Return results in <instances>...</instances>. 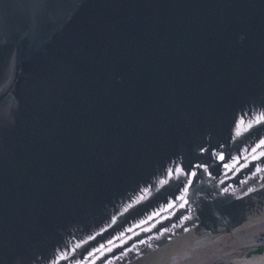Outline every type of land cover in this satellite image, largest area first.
<instances>
[{
  "label": "water",
  "instance_id": "obj_1",
  "mask_svg": "<svg viewBox=\"0 0 264 264\" xmlns=\"http://www.w3.org/2000/svg\"><path fill=\"white\" fill-rule=\"evenodd\" d=\"M261 115L264 0H0V264H170L263 220Z\"/></svg>",
  "mask_w": 264,
  "mask_h": 264
},
{
  "label": "rangeland",
  "instance_id": "obj_2",
  "mask_svg": "<svg viewBox=\"0 0 264 264\" xmlns=\"http://www.w3.org/2000/svg\"><path fill=\"white\" fill-rule=\"evenodd\" d=\"M264 219L236 230L170 264H264Z\"/></svg>",
  "mask_w": 264,
  "mask_h": 264
},
{
  "label": "snow or ice",
  "instance_id": "obj_3",
  "mask_svg": "<svg viewBox=\"0 0 264 264\" xmlns=\"http://www.w3.org/2000/svg\"><path fill=\"white\" fill-rule=\"evenodd\" d=\"M261 121H264V115H261L260 118H259L256 122L258 123V122H261ZM239 134H240V132H237V135H239ZM258 149H264V140H261L260 143L256 146V148H254L252 151H253V152H257ZM259 156H264V151H260L258 156H253L252 158H253V159H258ZM219 158H220V159H223V156H220ZM235 163H236V162H234V164H233L232 166H228V165H226V168L234 167V166H235ZM262 170H264V169H262L260 166H257V172H260V171H262ZM175 171H176L177 174H182V170L179 169V168H177ZM172 174H173V172H172V170L170 169V170H169V173H168L169 177H171ZM163 182H166V181H162V183H163ZM189 183H190V181H189ZM184 191H185V194H186L187 191H188V189L185 188ZM224 191H228V189H224ZM249 191H251V189H249ZM182 198H183V197H181V199H182ZM181 206H183V205H181ZM62 258H63V257H62Z\"/></svg>",
  "mask_w": 264,
  "mask_h": 264
},
{
  "label": "flooded vegetation",
  "instance_id": "obj_4",
  "mask_svg": "<svg viewBox=\"0 0 264 264\" xmlns=\"http://www.w3.org/2000/svg\"><path fill=\"white\" fill-rule=\"evenodd\" d=\"M256 253H258V254L262 255V254H264V250H261V252H260V253H259V251H258V252H256Z\"/></svg>",
  "mask_w": 264,
  "mask_h": 264
}]
</instances>
